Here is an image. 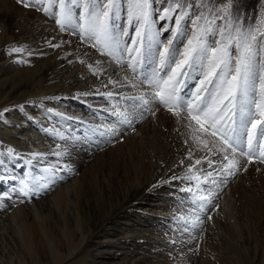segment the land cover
Returning <instances> with one entry per match:
<instances>
[{
	"label": "rangeland",
	"instance_id": "obj_1",
	"mask_svg": "<svg viewBox=\"0 0 264 264\" xmlns=\"http://www.w3.org/2000/svg\"><path fill=\"white\" fill-rule=\"evenodd\" d=\"M236 1L237 2L234 3V12L229 10V20L239 18L242 24L260 27L261 21H264V12L260 11V13L257 11L256 0ZM189 2L194 4L191 10L193 18L197 11H204L205 8L211 9L214 6L209 4V0H189ZM170 4L171 0H155V3L151 4L150 18L145 22L142 18L137 20L135 14L139 13L140 9L135 7L134 0H116L112 24L115 26L113 32L120 41V48L123 49L128 47L130 38L132 40L136 39V31L142 32L144 36L152 37V48L149 50L146 45L144 46L145 55L141 58V63L137 67V70L133 72L131 68L127 67V64L132 62V57L136 55L135 52L130 55L126 51H113L110 47L106 46L103 36L99 37V43H97V36L90 32H86L88 21L84 17L83 0H74V3L71 5L74 18L69 24L65 25L64 30H61V26L56 23V19L59 18L58 4H52V0H42L41 4L37 5L35 8H25L21 3H18L17 0H0V56H4L5 62H11L13 65V68L9 69L6 63L2 71L0 70V90L3 88L4 90L15 89L23 85H38L42 86L44 94H53L57 92L60 89L59 84L63 83L65 78L62 77L58 82L54 80L52 83L49 80L45 81V77H43L49 71V60H51L53 56L52 52L55 51L53 48L56 49L59 55H63L64 57H62L65 59L71 56L68 58L73 64L71 71L73 73L71 74L69 71L70 77H80L77 85L85 82L83 85L85 90L90 89L95 84L93 76L97 70L95 68L93 69V67L89 68V65H91L89 63L91 61L93 63L94 57L99 54L105 55L110 61L116 62L117 59H119L121 61L119 66L122 72H124V70L130 71L129 73L135 76L140 82L146 74L151 73L158 67V60L155 59L154 55L148 56V52L151 51L155 54L157 49L163 51V45L167 43L168 39L173 38V33L177 30V26L173 19H159L158 13L164 8H168ZM219 4L220 1H218L215 6ZM45 5H51V11L57 13V15L45 13L42 10ZM37 8L40 10H37ZM206 14L210 16V13ZM251 14L253 16V21L249 23L248 18L251 17ZM259 14L262 15L259 16ZM175 15V13H172L173 17ZM6 20L9 21L7 22ZM227 22L228 21H225V23ZM32 23L33 25H31ZM200 23L207 27L203 20ZM220 23V21H217L216 25L219 26ZM34 25L36 27H34ZM52 27L56 28L55 30L59 31V34L61 32V36H58L57 42L55 41V43L53 42L52 44L51 42H47L48 44L45 43L42 47L40 46L39 49L37 48L35 50L29 37L32 33L34 35H44L46 32L49 33ZM22 28L24 29L22 30ZM164 28H170L171 31L165 32L163 31ZM181 29L185 31L187 35L179 36L175 41L174 47L178 48L182 53L184 47L188 43V39L192 36L193 26L186 19L182 22ZM24 30L28 32L26 33ZM121 30L127 33V35H120ZM215 38L219 39L218 36ZM211 39L212 38H209V42H211ZM156 41H160L161 43L157 44ZM53 45L59 46L53 47ZM93 45H95V47H93ZM12 48H22L23 50L20 52H12ZM110 51H113V55L111 56L107 54ZM233 55H235L234 52ZM181 58L180 55L176 56L177 61ZM172 67H175V65L173 64ZM82 69H86V72H83ZM201 71L202 70L199 68L190 70L188 77H186V85L181 87V95L195 91L198 81L194 78L199 77V79H203ZM207 71L208 69L205 67L203 72ZM161 75H163V73H161ZM49 76L48 74L47 77L50 79ZM81 77L84 78L82 79ZM139 82L136 87V90L138 89L137 93L139 95L143 94L144 98L150 101L151 89L147 83L140 84ZM116 94L117 93H115V96L112 94L111 97L108 96L107 93H100L98 94L99 97L90 98V100H88L89 97L84 98L83 96L71 99V103L66 105V107H69V111L74 112L77 109H81L86 119L76 118L75 113H73L72 116L66 112L68 114L67 116L59 109H55L53 105H47L45 103H38L34 109L25 110L27 113L26 122L28 126L36 129V132H38L40 136H45L44 138L54 140L62 145L67 141L66 138L70 137V141L68 142H71L73 145H82V149H85L84 151L87 155L89 153V141L96 143L101 139H106V144L104 145L106 148L101 152L103 155L99 153L98 156H93L94 158H85V160H83L84 164L80 165V169L77 170L75 174L71 175L72 178L78 177L77 180L72 181L73 183H67L68 185L60 188V191H58V189L53 193L51 187L56 184V181L55 179L48 181L47 176H45L55 173L48 171L50 170L48 167L53 168L55 166L54 162L48 161L46 163L48 167L46 166L43 168L42 165H39L37 168L33 165V168L29 167L26 172L27 174L21 171V174L12 176L11 178L9 177V186L12 193L15 194V196L17 195L16 197L21 200L29 201L31 195L28 196V193L31 192L43 193V197L46 195V199L40 204V210L38 209L36 222L38 225L42 226L47 233L52 234L58 244L66 246V250L60 251V254H50L52 258L47 255L48 258L44 260L43 264H47L48 261V264H99L100 261L101 263L103 262L102 264H110L112 262H117L118 264H155V262L156 264H176L177 260L179 262H184L182 260H186L188 252L194 246L200 248L201 256L192 264H264V164L260 163L257 159L258 153L253 154L252 163L244 165L246 170H238L234 176L224 177L221 175L216 177L227 180L225 189L223 190L225 194L223 197L215 199L212 196L213 192L218 188V181L216 184H211L201 180L198 188L197 180L185 178L188 174L192 173L188 171L181 182L175 179L176 182L180 183H178L180 186L176 193L161 192L157 195L151 193L145 199V202L149 204L147 206L156 207L158 209H160L162 205L169 204L167 201H176L178 204L181 202L180 204H184V209L188 211L191 210L190 214H193L192 216H194L193 218L195 220L199 215L207 214V217L210 218L206 224L199 229L197 235L185 234L182 238L180 237L182 235H180L178 231H180L181 228H186L185 226L192 227L195 223L194 219L187 223L189 218L187 214H185V222H180L178 228H173L175 231L171 232L172 237L158 243L166 247L165 251L158 252L155 243L149 246L147 243L143 246L140 239V232L136 234L137 239L135 240L134 236L136 235L131 233V229H135L137 224L132 225L130 223L129 225L126 219L122 218L119 220L120 222L116 221L113 225L107 224V229L105 230L99 229L98 237L99 240H103L100 237L103 236L102 233L104 232L113 239L118 238V236L121 237L123 235L122 237H124L126 235V239L124 238V245L105 243L104 246H106V248L103 249L101 254L96 256V260L93 261V256L88 252L90 247L84 242L86 238L88 239V237H85V235H89L88 229L91 228L93 223H100L102 220L106 219L105 217L115 212L119 208V202L122 201L121 199L123 197L129 195L134 189L140 187L148 180V176L150 175L149 167L151 171H154V167H160L165 164L164 162H166L165 165L169 167L174 160L178 159L180 154L185 157L186 162L191 163L192 160L196 159L201 153L206 152L192 139L193 135L200 136L201 139H207L202 133L198 131L195 133L193 132V128L198 127L195 125L194 121L191 122L193 128H189L186 126L185 121L181 120L179 117L178 119L170 113L166 107L157 105L151 101L146 105L140 104L139 107L136 108H142V111L145 110V112L148 113L149 108L154 104V107L157 106L160 108L157 110V107H155L157 111L154 110V113L159 112L158 117L161 122L158 123L159 121H156L157 117L149 119L142 125L143 127L141 126L143 130L141 127L138 129L140 131H137L135 134V136L138 137H133V140L129 138V140L127 139L122 145L118 146L116 143L123 140L119 135V131L123 128L127 129L126 127L128 124L121 122L122 117H120L121 111L119 110L121 103L116 101L119 95L117 94L116 96ZM0 97H3L2 91H0ZM99 100L106 102L107 105L101 104ZM180 111L181 114L184 115L183 109H180ZM46 117L53 122L52 125L54 128L47 126L46 121L43 122V120H41L42 118L46 119ZM170 117L172 119H170ZM176 121L178 122L177 127L179 132H175L171 129L173 124L177 123ZM1 122L2 120H0V123ZM159 124H161V126ZM52 129H56L58 133L55 134L56 131ZM106 129H110L111 131H105ZM161 130H163V133H161ZM166 130L169 131V134H164ZM113 132L115 133L113 134ZM182 134L184 137L180 139ZM77 139L81 140V142L79 143ZM186 140H188L189 143H185ZM33 141L36 143L38 142L36 140H30L29 142H32V144L27 142V144L29 143L27 146L30 145L31 147H35L37 151V147H40L41 144L38 142L37 144L39 146L36 143L34 145ZM2 144L3 145H0V159L6 157L10 158L12 161L17 158L15 157V150L12 149L13 151L9 153L8 150L11 148L8 149V147H4V149H2L4 143ZM111 145L116 147L114 148V146L112 147ZM101 148L102 147H99L98 149ZM189 150H193L191 160L188 159ZM39 151L40 150H38V152ZM17 152L20 153V151ZM169 154L171 155L169 156ZM79 157L81 156L78 154V158ZM73 159L74 156H72V160ZM241 163H244V161L242 160ZM71 167V164L61 162L58 169L65 170L69 174V172L72 171L70 169ZM257 169H259V171ZM3 176L4 175L1 174V177ZM189 176L194 175L192 174ZM215 176H217L216 172ZM203 178L204 177H202V179ZM59 179L61 182L62 178L57 177V180ZM187 188H192L193 191H184V189ZM21 189L24 191H21ZM173 190L176 189L173 188ZM26 191L27 195L24 194ZM169 191L172 190L170 189ZM51 192L52 194L48 196ZM223 192L220 195H222ZM199 196H206L211 202L201 207L203 202L198 199ZM125 212L126 217H128L130 208H125L123 213ZM184 212L186 211L184 210ZM157 215H159L161 219L163 218L161 214ZM157 215L152 214L151 216L157 217ZM12 219L14 221L13 227H16L17 218L12 215ZM138 222L139 221H137V223ZM64 225L67 230L65 229L62 231L61 227ZM132 226L135 227L132 228ZM157 228L160 235H163L165 238L168 237L163 233L165 231L164 226L160 225V227ZM145 229L151 230L153 227L148 223ZM128 234L134 236L131 237ZM192 242L195 243L194 246H192ZM131 243H133V245ZM131 255L136 259V262L135 260L129 259Z\"/></svg>",
	"mask_w": 264,
	"mask_h": 264
},
{
	"label": "bare ground",
	"instance_id": "obj_2",
	"mask_svg": "<svg viewBox=\"0 0 264 264\" xmlns=\"http://www.w3.org/2000/svg\"><path fill=\"white\" fill-rule=\"evenodd\" d=\"M218 1H220V4L218 6H222L226 3H230L231 7L229 8V10H232L234 12V3L237 2L236 0H209V4L215 6V4ZM256 2H257V11L264 12V0H256ZM12 15H14V14H12ZM261 15L259 14V16H261ZM19 17H21V16H19ZM24 18H25V16H24ZM11 19H10V21H11ZM6 21L8 22L9 20H6ZM16 21H18V20H16ZM26 21H23V22H26ZM252 21H253V16L251 14V17L248 18V22L251 23ZM10 24H11V22H10ZM28 24H30V23H28ZM18 25H19V23H18ZM31 25H33V23ZM47 25H49V24H47ZM50 25H52V24H50ZM21 26H23V25H21ZM34 27H36V26L34 25ZM15 29H16V27H15ZM23 29L24 28H22V30ZM26 29H27V27H26ZM55 29L56 28L52 27L51 32H49V33L46 32L44 35H34L32 33V35L29 38L31 39V43H33L32 45L34 46L35 50L37 48L39 49L40 46L42 47L47 42H51V44L53 42L55 43V41L57 42L58 36H61V32L59 34V31H56ZM24 31L26 32V30H24ZM47 31H48V29H47ZM30 34H31V32H30ZM53 50H55V51L54 52L51 51L53 53V56H52L51 60H49L50 61L49 71L43 77H45V81L49 80L52 83L54 82V80H56V82H58L62 77L65 78L64 82L62 81L63 83L59 84L60 89L57 92H55L53 94L52 93L44 94L42 86H38V85H23V86L16 87L15 89L4 90V88H3L0 90V91H2V94H3V97H0V112H3V116H0V120H2V122L0 123V141H1L0 145H3L2 143H4V146L2 147V149H4V147H8V149L11 148V149L15 150L16 151V152L14 151V153H16L15 157H17L12 161L10 158H6V157H3V159H0V264H43L44 260H46L48 258V256L50 257L52 254H60V251L66 250V246H62L61 244H58V242L53 237V235L50 233H47L46 230L42 226L38 225L36 222L38 209L40 210V208H39L40 204L42 203L43 200L46 199V195L43 197V195H44L43 193L31 192V193H28V196L31 195L30 196L31 199L29 201L28 200H26V201L21 200L20 198L16 197L17 195L15 196V194L12 193V190L10 189V186H9V184H10L9 177L11 178L12 176H16L18 174H21V171H24V173L27 174L26 172L28 171L29 167L33 168V165L35 168L39 167V165H42V168H43V167H46L48 165V164H46L48 161L54 162L55 166L53 168L48 167V166L47 167H48V169H50L48 171L49 172L51 171L52 173L55 172L54 173L55 175L54 174L53 175H50V174L45 175V176H47L48 181H52L53 179H55L56 184L51 187V190H53L52 192L54 193V191H57L58 189H59L58 191H60L61 190L60 188L67 186L68 185L67 183H70L72 181L77 180L78 177L72 178L71 175L75 174L77 172V170L80 169V165L84 164L83 160H85V158L89 159V158H92L93 156H98L99 153L101 155L102 154L101 152L104 150V148H106V147H104V145L106 144V139H101V140L97 141L96 143H92V141L91 142L89 141L88 142V143H90L89 153L87 151V153H88V155H87L86 152L84 151L85 149L84 150L82 149V147H83L82 145L81 146L75 145V144L73 145V144H71V142H68V141H70V137L66 138L67 141H65V143L63 145L60 144L59 142H55L54 140L44 138L45 136L44 137L40 136L39 133L36 132V129L28 126V124L26 122L27 121L26 120L27 113L25 112V110L34 109L38 103H45L47 105H53V107L55 109H59L61 112L65 113L67 116H68V114L73 116V113H75L76 118L86 119V117L84 116V112L81 109L80 110L77 109L74 112V111H69V107H66V105L71 103V99H73L74 97L83 96L84 98L89 97L88 100H90V98L93 99L95 97H99L98 94H100V93L111 92L112 94H114V96H115V93H117L119 95H118V98L116 101H119L118 103H121V107L119 110L121 111V113L129 116V118L132 119V123L128 124V126L126 127L127 129L123 128L119 131V135H120V137L123 138V140L121 141V139H120L121 142L116 143L118 146L122 145L123 142L127 141V139L129 140V138L132 139L133 137H138V136H135L137 131H140L138 129L142 125H144L149 119H151L153 117H157L156 121H159L158 123L161 122L160 118L158 117L159 112H156L155 115L152 114L155 110V107H157V106L154 107L153 106L154 104L152 105L153 107L151 106L152 108L151 107L149 108L148 113L145 112V110L142 111L141 110L142 108L137 109L136 107H133V105L137 102L128 99V97H133V96L138 97L140 95L137 93L138 89L136 90V87H132V85L129 84L128 81L125 80V76L128 78V80H130L132 82V84H136L137 86H138L139 81L135 76H133L132 74L129 73L130 71L128 72L127 70H124V72H122V69L119 66V63H117L115 61H110L109 59L106 58L105 55H102V54L100 55L97 52L99 55L94 57L93 63H92V61L89 63L92 65L93 69L95 68L97 70L94 73V76L92 75L95 79V84L90 89L85 90L83 87L85 82L77 85V82L79 81L80 77H78V76H75L74 78L70 77L69 71L70 72L72 71L73 64L69 61L68 58L71 56H69L67 59H65V58H63L64 57L63 55H62L63 57L61 55H59V53L56 51L55 48H53ZM40 51H41V49H40ZM73 56H75V55H73ZM5 61L6 60H5L4 56H0V70L1 71H2L3 67L6 65V63L8 64L9 69L13 68V65L11 62H5ZM71 61H72V59H71ZM97 61H99L100 63L97 64L96 63ZM81 66H82V64H81ZM18 69H16V70H18ZM82 71L86 72V69H82ZM72 73L73 72H71V74ZM48 74L50 75L49 76L50 79L47 77ZM81 78L83 79L84 77H81ZM109 80H112L114 82L119 81V84H110ZM140 92H142V91H140ZM117 94H116V96H117ZM148 98H150V97H148ZM150 101H151V98H150ZM100 103L107 105L106 102H104V101L102 102V100L100 101ZM4 109H8V111L4 112ZM159 109L160 108L157 107V110H159ZM157 110H155V111H157ZM139 111L144 112V113H141ZM171 117H170V119H172ZM41 120H43V122L46 121L47 126H51L52 128H54V126L52 125L53 122H51L49 120V118L46 117V119L42 118ZM89 121H90V119H89ZM170 121H173V120H170ZM180 122H182V121H180ZM161 124H159V125L161 126ZM163 124H164V121H163ZM177 126H178V122L174 123L171 129L176 132V131H178ZM179 127H181V126H179ZM167 128H170V127H167ZM181 128H183V127H181ZM52 130L56 131L55 134L58 133V131L56 129H52ZM142 130H143V128H142ZM114 133L115 132H113V134ZM161 133H163V130H161ZM165 133L169 134V131L166 130L164 132V134ZM182 135L180 136V139H182L184 137V135L183 136ZM30 140H36L41 144L40 147H37V149L40 150L39 152H38V150L36 151L35 147H31L30 145L27 146L29 143L32 144V142H29ZM88 140H89V138H88ZM27 142H29V143L27 144ZM78 142L80 143L81 140H78ZM35 143L36 142H34V145H35ZM99 147H102V148L98 149ZM112 147H110V148H112ZM115 147L116 146H114V148ZM109 150H111V149H109ZM17 151H20V153ZM78 154L81 157L78 158ZM171 154H172V152H171ZM171 154H169V156ZM72 156H74L73 160H72ZM205 156L215 160V157H213L211 155V153H208L207 151L204 153H201L196 159H201L202 157H205ZM12 158H14V157H12ZM6 159H8V160H6ZM168 159H169V157H168ZM196 159L192 160L191 163L186 162L185 157L180 154L178 156V159L174 160V162L169 167L165 165L166 162H164L165 164H163L160 167H154V171H151V168L149 167L150 175L148 176V180L146 182H144L140 187H137L136 189H134L129 195L123 197L121 199L122 201L119 202V208L115 212H113L110 216L105 217L106 219L102 220L100 223H93L91 228L88 229L89 235L88 236L85 235V237H88V239L87 238L86 239L83 238V239H85L84 242H86V244L90 247V250H88V252L90 255L93 256V261L96 260V256L100 255L101 252L103 251V249L106 248V246H104L105 243H112L114 245H118V244L124 245L126 235L124 237H122L123 235L121 237L118 236V238L113 239V238H110L108 235H106L104 232V233H102L103 236L100 237L103 240H99V237H98L99 229L105 230V229H107V227H106L107 224L113 225V223H116V221L120 222L119 220H121L122 218H125L126 221L129 223V225H130V223L132 225L137 224L135 229H133V230L131 229V231H132L131 233H134V235H136L140 232V234H141L140 239H141V243L143 244V246H145L144 244H147V243H148V246L151 245L152 243L153 244L155 243L157 245V249H158L157 251L158 252L165 251L166 247L163 244L159 245L158 243L163 241V240L166 241V239H169L170 237H172L171 232L175 231L173 228H178L180 225L179 224L180 222H185V219H186V218H184L185 214H187V216L189 218V220H187L188 221L187 223L192 221L194 219L193 218L194 216H192L193 214L192 215L190 214L191 210L188 211L187 209H184V207H183L184 204L183 205L180 204L181 202L178 204V203H176V201H167V202H169L170 205L169 204L162 205L163 208L161 207L160 209H158L156 207L154 208L151 206H147L149 204L145 202L146 201L145 199L151 193H153L155 195H157L158 193H161V192L162 193H168V192L176 193L178 191V187L180 186V185H178V183L181 182L183 180V178L188 173V164H189V166L191 164H194ZM181 161H184V163L181 164ZM61 162H65L67 164L72 165V167L70 168L72 171H70L69 174L65 170L58 169ZM43 165H45V166H43ZM208 171L212 172L211 178L217 179V181L220 183V184L219 183L217 184L218 188L212 194L213 198L217 199L218 197L219 198L223 197L225 195L223 190L225 189L227 180L216 178L217 176H215V171L211 168H208V166L206 164L196 166L191 171L192 173L188 174V176L192 175V174L194 176H199V180L201 181V180H204V178L202 179V177H204ZM1 174L4 176L1 177ZM174 176L179 177L178 178L179 182H176L175 179H173ZM57 177L62 178V181L60 182V179L57 180ZM63 180H64V182H63ZM100 181H101V179H100ZM173 188L176 190H173ZM170 189L172 191H169ZM226 189H227V187H226ZM36 190H37V188H36ZM52 192L48 196H50L52 194ZM222 192H223V194L220 195ZM4 193H7V195L6 196L3 195ZM127 207L130 208V214L128 215V217H126V212L123 213V211ZM208 209H210V208H208ZM184 210L186 212H184ZM150 214L151 215L152 214H155V215L161 214V216H163V218L161 219V217L159 215H157V217H153ZM12 215H14L17 218V226L16 227H13L14 221L12 219ZM208 220H209V218L207 217V214L199 215L196 218V220L194 219L195 223L192 225V227L185 226L186 228H181L180 231H178V233L180 235H182L180 237L182 238L183 235H185V234L186 235L187 234L197 235L199 229H201L206 224V222ZM137 221H139V222L137 223ZM200 221H202V223H200ZM38 222H39V220H38ZM146 222H148L149 225L153 227V229H151V230L145 229V227L148 225V223H146ZM121 223H123V222H121ZM160 225L165 227L164 228L165 231L164 232L162 231V232L166 236H168L167 238H165L163 235H160L158 233L157 227H160ZM134 227L135 226H132V228H134ZM61 228H62V231L66 229L65 225ZM146 231H148V232H146ZM48 232H50V231H48ZM128 235H130L131 237L134 236L131 234H128ZM127 238H128V236H127ZM134 238L136 240L137 235L134 236ZM187 240H188V238H187ZM125 244L127 245L126 242H125ZM131 244L133 245V243H131ZM134 245H135V243H134ZM194 245H195V243L192 242V246H194ZM24 248H25V250H24ZM86 248H88V247H86ZM200 254H201L200 248L198 246L197 247L194 246L188 252L186 260H182L184 262H179L177 260L176 261L177 263L176 262L175 263L176 264H192L194 261H196V259L199 256H201ZM55 257H56V255H55ZM51 258H52V256H51ZM51 258H50V260H51ZM156 258H159V257H156ZM129 259L135 260V262H136V259H134L132 255L129 257ZM181 259H182V257H181ZM169 260H171V259H169ZM48 263H49V261L47 262V264ZM100 263H101V261H100ZM52 264H54V263H52ZM110 264H118V263L112 262ZM155 264H156V262H155Z\"/></svg>",
	"mask_w": 264,
	"mask_h": 264
},
{
	"label": "snow or ice",
	"instance_id": "obj_3",
	"mask_svg": "<svg viewBox=\"0 0 264 264\" xmlns=\"http://www.w3.org/2000/svg\"><path fill=\"white\" fill-rule=\"evenodd\" d=\"M17 2L25 8H35L42 0ZM73 3L74 0H52V4H58L59 18L56 19V23L61 26V30H64L65 25L74 18L71 7ZM134 3L135 7L140 9L139 13L135 14L137 20L142 18L147 22L150 18L151 4L155 3V0H134ZM82 6L84 17L88 21L86 32L97 36V43L99 37L103 36L106 46L113 51H126L130 55L135 52L132 62L127 64V67L135 72L145 55L144 46L146 45L149 50L152 48V37L136 31V39L130 38L129 46L121 49L120 41L113 32L115 26L112 24L116 0H83ZM193 7L194 4L189 0H171L169 7L158 13L161 20L173 19L177 30L173 33V38L168 39L163 45V51L157 49L155 54L148 52V56L154 55L158 60V67L146 74L139 83H147L151 89V102L166 107L174 116L185 121L189 128H193L191 122L194 121L198 127L193 128V132L198 131L207 137L201 139L200 136L193 135L192 139L202 147V150L211 153L215 160L207 156L196 159L194 164L188 166L189 172L196 166L206 164L216 172L217 177L234 176L238 170H246L245 164L253 162L254 153H258L257 159L264 164V21L257 27L242 24L239 18L229 20L230 3L197 11L194 18L191 11ZM42 10L50 15H57L51 11V5H45ZM172 13L176 15L173 17ZM206 13H210V16ZM186 19L192 24L193 32L181 53L174 45L179 36L187 35L181 29L182 22ZM202 20L207 27L201 25ZM217 21L221 22L219 26L216 25ZM163 31L171 29L164 28ZM120 35L127 33L121 30ZM217 36L219 39L215 38ZM209 38H212L211 42ZM22 50L11 49L12 52ZM113 51L107 54L111 56ZM177 55L182 57L179 61L176 60ZM116 62L121 63L119 59ZM173 64L175 67H172ZM91 67L89 65V68ZM205 67L208 69L207 72H203ZM197 68L202 70L203 79L195 77L194 79L198 81L195 91L181 95V87L186 85V77L190 70ZM125 80L132 87H137L127 77ZM109 83L119 84V81L109 80ZM107 95L111 96L112 93L109 92ZM128 99L137 102L133 107H139L141 103L145 105L150 103L143 94ZM180 109H183L184 115ZM7 111L8 109H4V112ZM152 114L155 115L154 112ZM0 116H3V112H0ZM120 116L122 123H132L129 116L123 113ZM185 143L189 141L186 140ZM8 151L11 153L13 150ZM192 155L193 152L189 150V160ZM242 160L244 163H241ZM183 163L184 161H181V164ZM211 177L212 172L208 171L204 176V182L216 184L217 180L210 179ZM185 178L197 180L199 188V176ZM184 191L192 192L193 189L187 188ZM24 194L27 195V192ZM3 195L6 196L7 193ZM198 199L203 202L201 207L211 202L206 196H199Z\"/></svg>",
	"mask_w": 264,
	"mask_h": 264
}]
</instances>
